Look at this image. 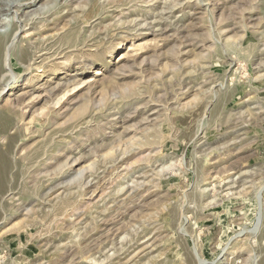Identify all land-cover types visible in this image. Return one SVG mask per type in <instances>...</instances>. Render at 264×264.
Masks as SVG:
<instances>
[{
	"label": "rangeland",
	"instance_id": "374dc122",
	"mask_svg": "<svg viewBox=\"0 0 264 264\" xmlns=\"http://www.w3.org/2000/svg\"><path fill=\"white\" fill-rule=\"evenodd\" d=\"M0 8V264H264V0Z\"/></svg>",
	"mask_w": 264,
	"mask_h": 264
},
{
	"label": "bare ground",
	"instance_id": "6f19581e",
	"mask_svg": "<svg viewBox=\"0 0 264 264\" xmlns=\"http://www.w3.org/2000/svg\"><path fill=\"white\" fill-rule=\"evenodd\" d=\"M7 6H6V8L4 9V10H6V11H13V12H15V9L16 8H18V5L17 4H15L14 2H9L8 4H6ZM2 6V5H1ZM0 12H1V8H0ZM7 56V55H6ZM7 61V60H6ZM8 69V68H7ZM11 78V77H10ZM1 168V167H0Z\"/></svg>",
	"mask_w": 264,
	"mask_h": 264
}]
</instances>
